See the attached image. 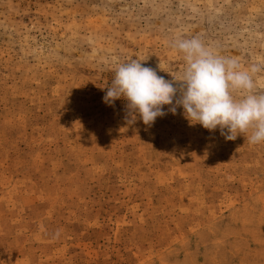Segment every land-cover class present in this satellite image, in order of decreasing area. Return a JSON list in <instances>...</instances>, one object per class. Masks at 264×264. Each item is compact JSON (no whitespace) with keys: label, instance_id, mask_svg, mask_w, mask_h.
Listing matches in <instances>:
<instances>
[{"label":"rangeland","instance_id":"rangeland-1","mask_svg":"<svg viewBox=\"0 0 264 264\" xmlns=\"http://www.w3.org/2000/svg\"><path fill=\"white\" fill-rule=\"evenodd\" d=\"M193 37L264 94V0H0V264H264V143L103 102Z\"/></svg>","mask_w":264,"mask_h":264},{"label":"clouds","instance_id":"clouds-1","mask_svg":"<svg viewBox=\"0 0 264 264\" xmlns=\"http://www.w3.org/2000/svg\"><path fill=\"white\" fill-rule=\"evenodd\" d=\"M172 47L186 61L179 78L165 79L140 60L131 59L116 67L103 102L114 106L116 100H125L128 124L139 117L144 125L152 126L158 117L169 112L176 115L182 108L190 126L199 124L209 132L219 128L226 140L251 131L243 135L250 144L264 143V94L252 92L253 75L261 66L244 70L238 59L215 54L195 37L176 40ZM237 92L242 95L237 97ZM165 105L170 107L165 110Z\"/></svg>","mask_w":264,"mask_h":264}]
</instances>
